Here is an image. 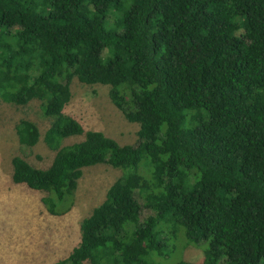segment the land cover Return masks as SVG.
<instances>
[{
  "label": "trees",
  "instance_id": "obj_1",
  "mask_svg": "<svg viewBox=\"0 0 264 264\" xmlns=\"http://www.w3.org/2000/svg\"><path fill=\"white\" fill-rule=\"evenodd\" d=\"M74 78L111 87L139 125L134 146L62 112ZM0 99L54 117L51 166L12 160L13 181L49 193L53 215L70 209L82 168L122 171L81 223L84 255L57 264H155L166 220L203 264H264V0H0ZM16 134L28 148L40 136L27 120ZM73 136L84 140L63 146ZM143 205L154 215L141 222Z\"/></svg>",
  "mask_w": 264,
  "mask_h": 264
},
{
  "label": "rangeland",
  "instance_id": "obj_2",
  "mask_svg": "<svg viewBox=\"0 0 264 264\" xmlns=\"http://www.w3.org/2000/svg\"><path fill=\"white\" fill-rule=\"evenodd\" d=\"M115 20L112 15L110 26ZM110 90L108 85L84 84L74 78L70 83L71 99L62 112L79 121L85 131H98L122 146H134L139 125L125 119L111 102ZM22 120L34 123L39 131V140L31 148L22 146L16 134ZM53 121L38 100L17 106L0 99V264H57L75 250L83 256L81 223L104 203L110 187L122 176L121 170L104 163L82 168L70 209L62 215L50 213L44 202L49 193L13 181L12 160L19 157L36 169L47 170L57 153L44 142ZM83 140L84 136H73L65 139L63 146ZM153 215L143 205L141 222ZM159 231L169 250L164 258L153 257L155 264H203L204 251L188 242L180 223L166 220ZM82 264L92 263L84 258Z\"/></svg>",
  "mask_w": 264,
  "mask_h": 264
}]
</instances>
